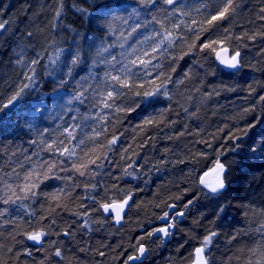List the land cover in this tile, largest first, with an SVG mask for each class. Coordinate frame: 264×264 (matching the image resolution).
Wrapping results in <instances>:
<instances>
[{
    "label": "trees",
    "instance_id": "16d2710c",
    "mask_svg": "<svg viewBox=\"0 0 264 264\" xmlns=\"http://www.w3.org/2000/svg\"><path fill=\"white\" fill-rule=\"evenodd\" d=\"M186 2L198 3L199 0ZM55 3L56 0H0V22H8L5 25L6 31L0 38V95L6 96L10 91L9 85L14 88L23 80L21 73L26 71V68L16 63L14 50H18V46L23 47L26 52L25 61L41 52L45 59L37 65V71L40 92L45 97L42 103L47 105L49 112L57 110L54 108L53 81L60 73L56 77L45 75L43 65L47 63V56L52 54L53 49H44L53 41L60 42L62 47L69 49L74 47V40L87 48L82 37L90 39L100 35L95 30V25L90 24L73 8V4H77L88 8L89 12L93 11L88 0H65L66 14L63 23L67 27L53 30L51 18ZM261 7H264V0H242L239 14L232 24L227 25L233 37L245 31L250 34L264 32V21L259 19L262 15L259 12ZM70 28H74L82 36H77ZM29 31L33 33L32 37L27 36ZM216 35H222V30ZM209 36H212L211 32L202 34L201 40L196 42V48L183 59L179 57L189 49L186 44L181 47L179 41L178 46L170 49L169 54L162 58L161 71L170 74L173 81L183 78L185 72L190 74V78L185 79L178 88L173 83L168 84L170 93L188 108L185 113L172 102L171 109L166 113L167 120L176 122L171 127L145 126V132H141L138 127L143 124V120L156 115L161 109L169 108L170 102L165 97L160 96L156 98L158 102L149 105L142 97L129 93L119 101L128 107L139 102L140 107L134 112L119 114L121 119L114 126L111 123L108 125L109 138L112 132L120 136L118 143L108 153L109 160L103 161L102 170H95L94 178L77 176L73 183L79 186L72 191V198L65 201L67 207L56 209L57 228L61 231L69 228L74 234L67 239L62 235L46 238L62 246L65 256L62 264H124L128 255L135 254L138 238L144 237L159 225V217L170 209L168 205L175 204L176 209L182 210L189 200H192V206L168 241L162 243L157 239H146L144 244L148 254L142 264H190V253L199 246L210 230L219 233L213 244L214 264H247L249 260L256 264L260 259L259 249L264 247V236L256 229L262 218L252 209L264 208V102L259 101V96L264 95V38L259 35L255 40L245 37L243 41H237L233 38L231 43L240 46L244 64L234 73L221 67L214 53L209 50L199 51L200 44ZM113 51L118 52L119 49ZM172 67H175L174 72L171 71ZM64 70L66 69H62ZM87 72V66L76 68L74 79H79ZM96 72L100 74L101 68H97ZM250 85L255 89L251 94ZM214 90L219 95L213 94L206 98ZM58 91L66 93V99L74 91L73 81L69 80ZM38 98L39 93H34L25 100L31 107ZM87 105L88 102L86 105L74 104L72 107H79L83 114L88 111ZM92 111L94 113L95 108ZM71 115L73 113H68L65 120H69ZM59 122L58 119H45L38 120L37 125L41 129H51ZM93 123L85 122L84 131L90 132L89 125ZM250 124H255V127L249 128L247 135H242V131ZM11 127L15 128L16 134L9 135L7 140L0 139V166L4 172L11 171L12 167H17L21 172L31 167V163L25 159L28 156L31 157V162L38 159H63L53 157L49 152L41 151L42 146L30 143L37 139V135L28 129L23 118L13 116ZM181 131L185 133L183 136L179 135ZM232 133L240 136V139H229ZM147 137L154 139L147 140L146 145L140 147ZM124 148L128 151L123 152ZM13 151L17 155L10 162L8 157ZM37 152L39 156L34 155ZM200 153L204 155L201 156ZM218 153H222L219 159L231 170L232 184L222 199L214 200L205 196L206 190H201L198 177L214 167ZM122 156L125 158L122 159ZM241 165L244 167L241 168ZM92 167L95 168L94 165ZM124 169L134 175H124ZM56 171L62 178L72 175L59 169ZM65 183L63 179H49L41 184L40 190L50 193L64 187ZM91 184H97L95 192L91 190ZM85 185H89L87 190ZM104 187L109 189L107 197H104ZM128 192L132 193L131 207L124 226L120 228L113 225L110 217H103L97 212L83 219L74 215L77 212L84 213L93 206L92 200L83 199L85 196L122 199ZM25 203L29 204L30 201ZM42 204H46V201L40 196L31 205L29 210H35V217L27 216L23 209L18 212L16 206L0 205V208L9 207L10 213L6 217H0V220H16L20 225L16 229L19 233L39 228L48 223L47 220H40L44 214ZM81 204L85 207H80ZM218 205L227 208L226 213L219 217ZM27 221H31V224L25 223ZM85 223L88 228L83 226ZM143 228L145 230L141 232ZM12 229V225L0 228V233L3 234L0 235V244L3 245L0 248V259L6 264H40L51 251L49 245L46 243L44 246L47 251H37L38 247L27 241L22 234L16 235V239L12 240L8 236ZM233 235L236 236L235 240H231ZM8 248L13 251L8 252ZM26 248L32 250V256L20 255L17 259L15 253L23 252ZM253 249H257L256 254H253ZM100 252L104 255L101 256ZM49 264H57L56 258L50 257Z\"/></svg>",
    "mask_w": 264,
    "mask_h": 264
},
{
    "label": "snow or ice",
    "instance_id": "6c2138e0",
    "mask_svg": "<svg viewBox=\"0 0 264 264\" xmlns=\"http://www.w3.org/2000/svg\"><path fill=\"white\" fill-rule=\"evenodd\" d=\"M88 3L89 7L94 9L91 12L88 8L80 7L77 4H73V8L90 24L95 25V30L100 35L90 39L82 37L87 48L74 40V47L69 49L62 47L57 41H53L44 49L45 51L47 48L53 49L52 54L47 56V63L43 65L45 75L56 77L57 73H60V76L53 81L55 84L53 89L54 108L57 110L49 112L47 105L42 103L45 97L44 93L40 92L41 85L37 65L45 59V56L41 52H37L34 58L25 61L26 52L23 47L18 46V50H14L16 63L26 68V71L21 73L23 80L19 81L14 88L9 85L10 91L6 96L0 95V139L7 140L9 135L16 134L15 128L11 127L12 117H21L28 129L37 135V139L30 141L31 144L42 146L41 151H47L53 157L63 158L43 161L38 159L31 162V157L28 156L25 159L31 163V167L23 172L19 171L17 167H12L11 171L4 172L0 166V205L16 206L18 212L23 209L27 216L35 217V210H29L31 205L35 204L40 196H43L46 201V204L41 205L44 214L41 215L40 220H47L48 223L42 224L39 228L19 233L16 232V229L20 225L16 220H0V228H4L6 225L13 226L12 231L8 233L12 240L16 239V235L22 234L27 241L40 246L37 251H47L44 246L46 243L49 245L51 251L40 261V264H49L50 257L56 258L57 264H62L65 260L62 246L55 241L46 239L53 235H62L65 239L74 235L69 228L62 231L57 228L56 209L67 207L65 201L72 198V191L79 186L73 183L77 176L94 178L95 170H102L104 168L103 161L109 160L108 153L118 143L120 136L112 132L109 138L108 125L111 123L114 126L121 119L119 114H128L140 107L139 102L133 107H128L119 101L131 93L136 97H142L149 105L158 102L156 98L160 96L170 102L169 108L161 109L156 115L143 120L142 125H138L141 132L146 131L145 126L171 127L176 123L166 118V113L171 109L172 102H175L185 113L188 112V108L181 104L174 94L170 93L168 84L173 83L178 88L185 79L190 78V74L185 72L183 78L173 81L170 74L161 71L162 58L169 54V50L178 46V41L181 47L186 44L189 51H184L179 57L183 59L184 56L191 54L192 49L196 48V42L201 40L202 34L211 32L212 36L200 44L199 51L209 50L214 53L220 65L235 73L244 64L240 46L231 43L233 38L237 41H243L245 37L255 40L258 35L264 38V32L250 34L247 31L233 37L227 25L232 24L239 14L242 0H199L198 3H187L186 0H104L102 3L99 0H88ZM65 8V0H56L51 18L53 30L67 27L63 23L66 14ZM259 12L262 14L259 19L264 21V7H261ZM7 23V21L0 22V38L6 31ZM69 30L77 36H82L74 28ZM221 30L222 35H216ZM27 36L32 37L33 33L29 31ZM192 37L194 39H191ZM114 49H119V51L114 52ZM66 54L67 58H65ZM175 58L172 57V59ZM80 66H87L88 72L86 75L80 76L79 79H74L75 69ZM97 68H101L100 74L96 72ZM62 69L66 70L62 71ZM171 71L174 72L175 67H172ZM69 80L73 81L74 91L65 99L66 93H61L58 89H63ZM145 85L151 87L146 88ZM254 91L255 89L250 85V94ZM34 93H39V98L33 101L29 107L25 98ZM213 94L219 95V92L214 90L213 93H208L206 98ZM188 99L191 100V97ZM259 101L264 102V95L259 96ZM86 102H88L86 113L81 114L79 107H72L74 104L86 105ZM93 108H95L94 113ZM25 109L27 111H24ZM70 112L73 115L69 120H65ZM45 119H58L60 122L51 129L39 128L37 121ZM87 121L94 122L89 125L90 132L84 131V124ZM254 127L255 124H250L241 134L247 135L249 128ZM184 134L183 131L179 133L180 136ZM102 137L104 139H101ZM228 138L239 140L240 136L232 133ZM151 139L154 138L147 137L140 147L145 146L147 140ZM206 143L211 147L209 142L206 141ZM122 151L127 152L128 149L124 148ZM221 154L218 153L214 167L198 177L201 190H206L205 196L214 200L222 199L232 184L231 170L226 163L219 159ZM16 155L17 153L13 151L8 157L9 161L11 162V158ZM34 155L39 156V153H34ZM200 155L203 156L204 153H200ZM124 158L122 156V159ZM93 165L95 168L92 167ZM20 167L22 168L23 165ZM129 167L132 165L129 164ZM243 167L244 165H241V168ZM57 169L65 173H72V175L62 178L56 171ZM123 171L124 175H134L127 169ZM49 179H63L66 183L62 188L44 193L40 190V186ZM88 187L89 185H85L86 190ZM90 188L95 192L97 184H91ZM108 191L109 189L104 187V197H107ZM104 197L96 198L90 195L83 197V199L92 200L93 206L86 209L84 213L77 212L74 215L83 219L85 216L97 212L103 217H111L119 225L124 219L125 209L131 207L129 201L132 200V193H125L122 199L112 197L105 199ZM25 201H30V203L26 204ZM191 204L192 200H189L184 207L187 208ZM168 206L176 207L175 204ZM9 207L0 208V217L10 214ZM80 207L85 206L81 204ZM226 211L225 206L218 205L217 216L225 214ZM252 211L262 218L256 231L264 236V208H253ZM177 216L183 217L184 212L177 211L173 215L164 213L159 218L166 221V224L147 232L146 236L151 238L159 233L165 238L170 237L173 235L170 230L176 227ZM25 223L31 224V221ZM83 226L88 228L87 223ZM0 235L3 234L0 233ZM218 235L219 233L215 230L207 232L199 246L190 253L192 257L190 264H214L213 244ZM144 238H138L135 254L128 255L124 264L136 261H140L142 264V258L146 257L148 251L146 246L140 243V240ZM235 239L236 236L233 235L231 240ZM2 247L3 245L0 244V248ZM84 250L81 249V251ZM12 251V248H8V252ZM252 251L253 254H256L257 249ZM99 254L104 255L103 252ZM15 255L17 259L20 255L32 256V250L26 248L23 252H16ZM259 255L260 259L256 261V264H264V247L259 249ZM0 264H6V262L0 259ZM247 264H252V261L249 260Z\"/></svg>",
    "mask_w": 264,
    "mask_h": 264
},
{
    "label": "bare ground",
    "instance_id": "6f19581e",
    "mask_svg": "<svg viewBox=\"0 0 264 264\" xmlns=\"http://www.w3.org/2000/svg\"><path fill=\"white\" fill-rule=\"evenodd\" d=\"M192 204H193V202H192ZM192 204L191 205H189L190 207L192 206ZM188 206V207H189ZM185 208V209H182V210H179V209H176L175 211H172V212H169V215H173L175 212H177V211H182V212H184L185 213V215H186V211L189 209V208ZM185 215H184V217H183V220L185 219ZM111 218V217H110ZM112 219V218H111ZM179 219V217L177 216L176 217V220H178ZM182 220V221H183ZM112 222H113V219H112ZM166 224V221H164V220H159V225L158 226H156L154 229H156V228H158V227H161V226H164ZM180 224V223H179ZM113 225L115 226V224L113 223ZM124 226V225H123ZM115 227H117V226H115ZM117 228H120V227H117ZM153 229V230H154ZM144 228L141 230V232H144ZM152 230V231H153ZM145 238L143 239V240H140V243H142V244H144L145 243V241H146V239H148L149 240V238L146 236V234L145 235H143ZM159 237V238H158ZM160 237L162 238V236H156V235H154L153 236V239H157V240H159L160 239ZM162 240L164 241V239L162 238ZM163 241H161V242H163ZM145 245V244H144ZM146 246V245H145ZM147 248V247H146ZM148 250V249H147Z\"/></svg>",
    "mask_w": 264,
    "mask_h": 264
},
{
    "label": "water",
    "instance_id": "95a60500",
    "mask_svg": "<svg viewBox=\"0 0 264 264\" xmlns=\"http://www.w3.org/2000/svg\"><path fill=\"white\" fill-rule=\"evenodd\" d=\"M217 62H218V61H217ZM218 64H219V62H218ZM219 65H220V64H219ZM220 66L223 67V68L226 69V70H230V69L225 68V67L222 66V65H220ZM231 71H233V70H231ZM131 201H132V200H131ZM131 201H129V204H130V205H131ZM188 208H190V206H189ZM128 211H129V208H126V209H125V214H124V219L121 221V223H120L119 225L116 224L115 221H114V219H113V223L115 224V226H117V227H122V226L124 225V223H125V217H126ZM184 215H185V213H184ZM183 217H184V216H183ZM183 217H179V220H178L177 222H178V223H181L182 220H183ZM156 236H162V234L157 233ZM162 238H163L164 241L166 242V241L169 240L170 237L165 238V237L162 236ZM29 242H30L32 245H34L33 242H31V241H29ZM34 246H36V247H38V248L40 247L39 245H34ZM197 247H198V246H197ZM147 254H148V251H147ZM147 254H146V256H147ZM145 258H146V257L142 258V261H143ZM131 263H141V262H140V261H136V262H131Z\"/></svg>",
    "mask_w": 264,
    "mask_h": 264
},
{
    "label": "rangeland",
    "instance_id": "374dc122",
    "mask_svg": "<svg viewBox=\"0 0 264 264\" xmlns=\"http://www.w3.org/2000/svg\"><path fill=\"white\" fill-rule=\"evenodd\" d=\"M175 210H176V208H170L169 211H168L167 213L172 212V211H175ZM174 229H176V227H175ZM152 239H153V236H152L151 238H149V241H152ZM159 240H160V241H163L161 237H160ZM164 242H165V241H163L162 243H164Z\"/></svg>",
    "mask_w": 264,
    "mask_h": 264
},
{
    "label": "flooded vegetation",
    "instance_id": "af4514ba",
    "mask_svg": "<svg viewBox=\"0 0 264 264\" xmlns=\"http://www.w3.org/2000/svg\"><path fill=\"white\" fill-rule=\"evenodd\" d=\"M179 220V219H178ZM178 220H176V228L178 227V225H179V223L177 222ZM175 230L176 229H171L170 231L172 232V233H174L175 232ZM171 237V236H170ZM170 239V238H169ZM130 264H139V263H131V262H129Z\"/></svg>",
    "mask_w": 264,
    "mask_h": 264
}]
</instances>
